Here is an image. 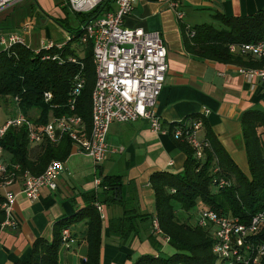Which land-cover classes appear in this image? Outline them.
<instances>
[{
	"label": "trees",
	"instance_id": "trees-1",
	"mask_svg": "<svg viewBox=\"0 0 264 264\" xmlns=\"http://www.w3.org/2000/svg\"><path fill=\"white\" fill-rule=\"evenodd\" d=\"M34 1L36 4V0ZM115 2L116 0H105L95 11L77 13L82 15V19L76 27L70 24L67 16L53 18L71 36L62 48L53 46L49 49L43 47L36 50L28 45L15 43L1 50L0 100L7 98L14 100L18 97L19 102H16L18 108L37 127L45 126L53 117L75 112L84 117L87 127L90 128L91 96L96 81V67L93 42L81 41L82 25L103 11L113 10ZM215 18L221 22L220 27L212 23H201L188 28L186 50L194 56L221 63H234L245 68L264 67V57L257 58L231 51L233 44L256 43L264 39V8L240 16L217 13ZM72 41H77L78 44L73 46ZM81 45L85 46L83 54ZM45 55L59 57L43 59ZM71 56L77 57L83 66L69 61ZM79 74L85 78V85L76 110L72 111L69 97ZM48 91L53 95L50 101L45 99V92ZM33 110H37L36 115L32 113ZM199 116L204 118L205 125L206 117L201 114L194 117ZM242 123L249 173L243 172L219 145L210 128L207 129L205 138L210 140L212 149L207 150L204 159L195 156L191 145L177 140L187 154L184 170L179 173L157 171L150 177L156 198L155 214H140L137 208L125 205L124 198H120L118 193L123 187L122 177L107 175L100 184L102 200L100 192H86L85 206L54 224L51 241L42 237L37 238L32 246L31 257L28 260L19 259L13 264H59L63 229L83 220L87 225L85 239L88 251L81 264H101L103 219L97 203L122 206V215L110 218L108 228L109 235L118 237L123 244L138 233V222L153 220L155 217L159 219L162 231L170 238L169 244L176 251L167 257H162L159 253L142 254L133 264H218V259L213 253L215 239L210 230L196 225L195 222L191 224V218L184 219L181 212L189 213L196 210L198 213L200 209L206 207L247 222L263 208L264 111L247 109L242 117ZM172 128L173 125L171 130ZM2 144L5 154L9 155L7 162L18 164L22 171L29 170L33 174L42 173L53 159L66 161L74 147L73 140L68 136L57 144L44 141L42 144L31 146L27 125L10 127ZM216 164L220 165V175L229 179L230 185L219 187L216 185L215 178L218 176L214 172ZM4 219L0 211V228ZM74 235L78 243L80 238ZM261 237L264 238V233ZM149 241L156 251H161L162 244L154 233L149 235Z\"/></svg>",
	"mask_w": 264,
	"mask_h": 264
},
{
	"label": "crops",
	"instance_id": "crops-1",
	"mask_svg": "<svg viewBox=\"0 0 264 264\" xmlns=\"http://www.w3.org/2000/svg\"><path fill=\"white\" fill-rule=\"evenodd\" d=\"M23 2L25 0L12 8ZM52 2L48 7L40 3L44 9L41 25L49 18L45 11L56 18L66 17L62 9L65 7ZM175 2L177 7L173 6ZM263 8L264 0H137L125 25L159 31L168 51L166 82L155 104L156 112L164 128L169 130L168 133L153 131L145 119L114 122L107 136L111 151L98 164L74 146L66 160V169L57 180V190L45 187L38 200L32 201L21 194L15 200L14 214L19 227L2 230L0 264L28 260L37 238L51 241L54 224L83 208L87 201L86 192L98 191L102 200V188L97 181L107 175L122 177L123 187L118 193L120 198H124L125 205L137 208L140 214H155L156 198L151 175L157 171L182 172L187 159L186 152L170 133L171 126L180 120L200 115L206 109L209 113L201 136L205 138L210 128L219 145L243 172L249 173L242 117L250 108L264 111V82L248 80L239 73L240 66L237 64L194 56L186 50L185 44L188 28L196 24L212 23L220 27L221 22L215 18L217 13L240 16ZM178 12H183V18H179ZM6 15L0 16V51L7 47L1 43V37H8L11 33L24 36L31 47L37 50L48 44L35 39L37 25L30 29L21 28L18 26L19 21L13 18L9 21L10 16ZM60 28L68 40V31L61 25ZM50 42L57 47L66 43L55 42L52 38ZM8 156L5 154L6 160ZM21 183L19 181L13 191H19ZM101 205L104 207L101 264H131L136 252L139 256L157 253L149 241V235L153 233L152 219L138 222V233L123 244L118 237L109 235L108 228L110 218L122 215V206ZM86 227L85 220L70 226L80 241L70 248L61 247L59 264H81L88 251Z\"/></svg>",
	"mask_w": 264,
	"mask_h": 264
},
{
	"label": "built area",
	"instance_id": "built-area-1",
	"mask_svg": "<svg viewBox=\"0 0 264 264\" xmlns=\"http://www.w3.org/2000/svg\"><path fill=\"white\" fill-rule=\"evenodd\" d=\"M23 0H0V12L12 8ZM105 0H62V5L75 13L85 14L95 11ZM137 0H116L115 8L97 14L82 25V43L93 42L96 81L92 90L91 127L88 128L84 117L73 114L53 117L45 126L37 127L21 111L0 126V211L5 219L0 228L19 227L14 214V204L21 194L28 199L38 200L45 187L57 190V180L66 169V161L53 159L40 174L29 170L22 171L18 164H11L5 159L2 140L7 130L14 126L27 125L28 139L31 146L44 141L60 143L65 136L73 140L79 152L90 156L95 163L103 162L111 149L107 136L114 122H135L140 119L148 121L151 129L159 133H168L157 114L155 104L164 88L168 64V51L159 31H146L142 28H130L125 25L126 18L133 12ZM173 6L177 7L175 2ZM183 18V12H178ZM31 26L27 24L26 27ZM193 35V32L192 34ZM71 36H68V40ZM1 43L9 46L15 43L28 45L24 36L11 33L2 36ZM29 46V45H28ZM56 46L53 42L44 48ZM58 46L57 48H62ZM233 53L264 57V39L256 43L233 44ZM59 55H45L43 59L58 58ZM69 61L83 64L77 57L71 56ZM238 71L248 80L257 79L264 82V67H239ZM85 85V78L76 76L70 92L69 106L76 110L79 97ZM51 92H45L46 101L52 99ZM15 102L19 98L15 97ZM209 110L201 115L207 116ZM204 118L194 117L173 123L170 130L175 140L186 142L194 149L198 159L206 157L207 150L212 149L209 139L203 138ZM214 172L216 185L228 186L230 180L220 175L221 167L216 164ZM21 181V189L13 191V187ZM99 186L101 181H97ZM174 191V190H173ZM98 210L104 216V207L97 203ZM195 224L210 230L215 239L213 253L218 264H263L264 262V206L247 222L239 217L230 216L222 211L203 207L198 212ZM154 231L162 233L159 219L153 218ZM78 239L70 227L62 231V245L70 248Z\"/></svg>",
	"mask_w": 264,
	"mask_h": 264
},
{
	"label": "rangeland",
	"instance_id": "rangeland-1",
	"mask_svg": "<svg viewBox=\"0 0 264 264\" xmlns=\"http://www.w3.org/2000/svg\"><path fill=\"white\" fill-rule=\"evenodd\" d=\"M40 1H41L40 3L45 7H48V5L52 1L57 2V6L62 5L61 4L62 0H40ZM40 3L38 0H36V4H35L34 0H27L26 2L22 3L21 5L18 4L15 8H11L9 10H5V11L1 12L0 16L1 15L7 16L6 14H8L10 16V18L8 17L9 21L11 18H13L16 21H19L20 23L18 24V26L20 25L21 28L25 27L27 29H30V28H35L37 25L38 27L36 28V31H35V33H36L35 39L37 41L38 40L41 41L42 43L43 42L49 43V40L51 38L55 42H58V41L67 42L68 41V40H66L67 37L60 30L61 28H60L59 23H57L53 19L56 17H54L50 14H47V12L45 11V15L48 16L49 18L47 19V17H46L44 20L47 19V21L41 25L42 20L40 18H41L42 14L44 15V13H43L44 9L42 8V6H40ZM33 5L35 6L34 8L32 7ZM62 9H63L64 14L69 18V22L72 26L76 27L80 24V20L82 19V15L77 14V13L73 12L72 10H69L68 8H62ZM54 14H56V12ZM59 16H61V15H59ZM27 24H30L31 26L26 27ZM68 35H70V34H68ZM27 43H28V41H27ZM76 44H78L77 41H72L73 46H75ZM28 45L31 46L29 43H28ZM84 48H85V46L81 45L82 54L84 53L83 52ZM19 113H20V109L18 108L16 102L13 99L7 98V99H1L0 100V126L3 125L8 119L16 117ZM32 113L36 115L37 110H33ZM181 216L184 219H189V217H190L191 218L190 223L193 224L198 217V213L196 212V210L190 211L189 213L181 212ZM152 231H153L154 235L156 236L157 240L162 244L161 251L157 250L156 251L157 253L161 254L162 257H167L176 251L169 244L170 238L168 236H166L164 234V232L157 234L153 229V225H152ZM138 254L139 253H137V252L134 253V256H132L131 264H133L134 261L139 257Z\"/></svg>",
	"mask_w": 264,
	"mask_h": 264
}]
</instances>
